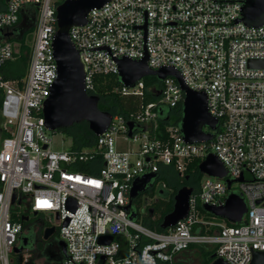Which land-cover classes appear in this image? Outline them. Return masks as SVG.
<instances>
[{"label":"built area","instance_id":"2783aa9c","mask_svg":"<svg viewBox=\"0 0 264 264\" xmlns=\"http://www.w3.org/2000/svg\"><path fill=\"white\" fill-rule=\"evenodd\" d=\"M64 1L5 0L0 11V264H175L190 246L212 247L226 264H251L254 253H264V67L249 63L264 62V25L240 21L246 0H112L92 9L86 24L69 33L88 96H96L97 76L118 77L119 60L146 59L151 70L172 68L187 88L204 93L217 128H203L210 141L187 143L181 118L175 123L170 115L182 109L184 93L166 77L153 88V102L111 114L94 148L54 151L43 108L57 77L52 43L56 8ZM26 8L37 18L28 72L18 83L5 80L1 69L17 53L8 39ZM143 79L114 91L142 97L148 90ZM164 109L167 114H158ZM209 154L226 176L202 175L186 219L160 233L129 218L125 207L134 182L154 174L152 183L164 188L162 168L184 176L190 163ZM231 193L246 205L240 224L201 215L199 207H221ZM28 212L55 223L44 229L54 227L65 245L59 260L41 257L36 246L15 252ZM201 227L213 230L201 233ZM103 237L112 240L99 243Z\"/></svg>","mask_w":264,"mask_h":264},{"label":"water","instance_id":"95a60500","mask_svg":"<svg viewBox=\"0 0 264 264\" xmlns=\"http://www.w3.org/2000/svg\"><path fill=\"white\" fill-rule=\"evenodd\" d=\"M110 1L112 0H65L56 8L57 30L54 35L52 48L57 65V77L43 108L45 126L50 132L85 122L92 134L97 137L103 135L111 123V114L100 111L98 108L99 98L97 96H88L84 91V64L75 50L69 35L72 28L86 24V18L92 9L101 8ZM240 21L247 27L257 28L263 26L264 0H246L242 8ZM23 22L24 19L22 20V25ZM249 66L264 67V62H251ZM118 68L119 81L125 87H133L146 77H154L158 81H162L166 77L175 78L184 93L180 121V129L184 140L187 143H204L212 139L211 133L203 131V128H207L210 131H214L217 128L216 120L207 111L206 95L187 88L177 71L172 68L151 70L147 66L146 59L132 61L124 58L118 61ZM128 127L130 136L133 124L129 123ZM198 170L202 175L209 177L224 178L226 176L222 163L213 154L206 156L199 164ZM154 177V174H148L134 182L130 191V202L125 207V211L129 212L131 220L135 216L130 213L132 201L152 186ZM241 180L240 178L238 181ZM230 185L231 181H227L228 189ZM159 193L161 192L159 191ZM192 193L193 190L187 186H183L176 192L173 197L172 211L165 215L160 223L161 230L170 229L187 218L189 200ZM69 208L75 209L74 201H70ZM202 208L211 216L225 220L230 224H240L246 212V205L243 199L239 195L232 193L229 194L223 206L204 205ZM150 213H152V210H150ZM36 214L33 213L34 216ZM21 220L26 222L28 217H23ZM54 232V227L44 229L43 240H47ZM111 240V237H103L99 240V243L108 244ZM59 244L63 248L62 256H64L66 252L65 245L63 242H59ZM26 245L27 238L24 237L21 248H16L15 252H20ZM45 257L50 261H56V257L51 251L46 252ZM211 259L212 262L210 264H226L223 260L215 258V254ZM251 264H264V253H254Z\"/></svg>","mask_w":264,"mask_h":264},{"label":"trees","instance_id":"16d2710c","mask_svg":"<svg viewBox=\"0 0 264 264\" xmlns=\"http://www.w3.org/2000/svg\"><path fill=\"white\" fill-rule=\"evenodd\" d=\"M5 7V0H0V10ZM24 19L25 25H22V20ZM37 18L36 10L32 8H26L19 17L17 25L13 28L11 37L8 39L9 42L18 45V51L14 55L13 59L8 61L1 69V72L8 81H16L21 83L22 80L27 75L32 45H33V33L36 23L33 25L26 26V22L30 23L32 19ZM23 22V24H24ZM143 82L148 90L142 97H127L122 96L115 92L117 88H121L119 78L117 76H97L95 78V94L99 98L98 108L100 111L109 112L110 114H126L128 112L138 111L139 108L144 105L154 101L155 92L154 87L159 86V81L154 77H146ZM164 113L163 110L158 111V114ZM170 115H175L177 118L174 122H178L182 117V109L179 108L175 111L170 112ZM159 128L164 130L166 123L164 118L159 117ZM180 127V124H178ZM66 135L70 140V149L74 151H83L92 149L95 147L97 137L92 134L89 130L88 125L85 122H81L73 125L72 127L58 130ZM202 161L200 159L190 163L185 171L184 176H179L178 173L174 172L170 168H162L160 171V180L166 184L167 188H163L162 185L159 186V198L154 201L153 204L147 210V215L143 218V226L156 231V232H166L167 230L160 229V223L162 218L172 211L173 207V197L176 193L173 183L176 182L180 185H185L196 192L199 188L200 181L203 178L202 174L198 170V166ZM156 184L152 183V186L148 188L144 193H151ZM168 187L173 188V191L168 192ZM141 196V195H140ZM139 196L132 202L130 213L134 214L133 220L138 218L137 212L133 208V204ZM152 210V213H150ZM201 215L206 217H213L206 213L202 207H199ZM34 216V215H32ZM37 217H43L41 214H36ZM227 226H232L227 221H224ZM24 229L28 227L27 222H23ZM213 230L205 229L201 227L198 229L201 233H210ZM29 236L34 235V228H30ZM26 237V236H25ZM27 238V237H26ZM215 251L213 248L207 246H190L187 250L182 252L175 259V264H210L212 262L211 257L214 255ZM188 254V256H187ZM43 254H41V257ZM200 259H202L200 261Z\"/></svg>","mask_w":264,"mask_h":264},{"label":"rangeland","instance_id":"374dc122","mask_svg":"<svg viewBox=\"0 0 264 264\" xmlns=\"http://www.w3.org/2000/svg\"><path fill=\"white\" fill-rule=\"evenodd\" d=\"M15 48H16V52H17L18 51V45H16ZM167 113H168V110L167 109H164V115L167 114ZM171 117H172V120H174V119L177 118L175 115H171ZM47 134H48L49 138L51 139V149L52 150H54V151H68V150H70L71 142L66 137V135L64 133L58 132V131H55V132L48 131ZM123 145L124 144H123L122 140H118V146H120V148H121V146H123ZM128 148H130V146L129 147L128 146H125V149H123V150H126ZM159 186H160L159 183L156 184L154 186V188H153V190H152L151 193H143V194H140L141 196L139 195V199L134 202L132 209L135 212H137V214H138V218L135 220V222L138 223L139 225H142L143 226V218L145 217V215H147V210L149 208H151V206H148V205L153 204L154 201L159 198V194H158L159 193ZM163 186H164V188L165 187L167 188L166 184L163 185ZM173 187H175L174 190H176V192H177L180 188L183 187V185H180V184L174 182L173 183ZM233 188L236 189L237 186L234 185ZM167 190H168V192L171 193L173 191V188L168 187ZM21 211H23V208L21 209ZM28 213H29L28 214L29 215V221L27 223H28V225L30 227L34 228L36 226V223H35V220L33 219V216H32L33 214L30 213V212H28ZM41 216H43V215H41ZM40 218L43 219V221L45 223V226L55 225V223L53 221H47L45 216L40 217ZM217 221L218 222H221V223H224V220H221L220 218H218ZM32 245H34V243ZM36 245H37V250L38 251H43L44 244H42V243L39 242ZM210 248H212V247H210ZM28 249H30V248H28ZM187 256H188V254H187ZM201 260L202 259H200V261ZM183 264H188V263H183Z\"/></svg>","mask_w":264,"mask_h":264},{"label":"flooded vegetation","instance_id":"af4514ba","mask_svg":"<svg viewBox=\"0 0 264 264\" xmlns=\"http://www.w3.org/2000/svg\"><path fill=\"white\" fill-rule=\"evenodd\" d=\"M34 22H35V19L33 18L32 21H30V23L26 22V26L33 25ZM23 25H25V22ZM33 219L35 220V223H36V226L34 227V231H33L34 235L29 236V232H30L29 230L32 227H30L28 225V227H26L20 235L19 245L22 246V239L26 236L27 237V245L24 248H32L34 246H36V248H37L36 244L40 242V243L44 244L43 251H39L40 256H41V254H43L45 256L46 252L51 251L54 253L56 260H59L62 257L63 248L59 244L60 241H59V238L57 237L56 231L51 236H49V238L47 240H43V238H42L43 237V229L46 227L45 223H44L42 218H39L37 216H33ZM33 243H34V245H32Z\"/></svg>","mask_w":264,"mask_h":264},{"label":"crops","instance_id":"0c3cea01","mask_svg":"<svg viewBox=\"0 0 264 264\" xmlns=\"http://www.w3.org/2000/svg\"><path fill=\"white\" fill-rule=\"evenodd\" d=\"M3 9H4V7H3V8H1V10H3ZM1 10H0V11H1Z\"/></svg>","mask_w":264,"mask_h":264}]
</instances>
